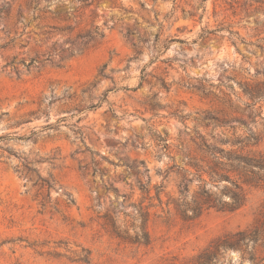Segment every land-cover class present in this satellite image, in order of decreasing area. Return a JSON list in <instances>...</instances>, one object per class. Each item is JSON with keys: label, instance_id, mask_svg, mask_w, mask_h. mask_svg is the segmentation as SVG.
<instances>
[{"label": "rangeland", "instance_id": "rangeland-1", "mask_svg": "<svg viewBox=\"0 0 264 264\" xmlns=\"http://www.w3.org/2000/svg\"><path fill=\"white\" fill-rule=\"evenodd\" d=\"M26 2L0 0V45L15 38L0 47V264H191L262 218L264 172L246 182L251 168L228 157L264 164V0H100L77 18L47 15L41 25L77 32L93 23L105 35L74 55L58 48L53 63L17 74L1 69L7 59L50 50L67 35L45 39L37 22L17 23L20 10L30 11ZM104 65L109 77L99 74ZM109 89L96 109L72 111ZM45 97L55 99L48 114L33 116ZM78 127L98 154L75 139ZM198 165L237 180L245 204L184 219L173 200L183 177L191 192L200 189ZM132 203L150 207L148 239L135 233ZM239 249L220 248L215 264H264L262 241L241 240Z\"/></svg>", "mask_w": 264, "mask_h": 264}, {"label": "trees", "instance_id": "trees-1", "mask_svg": "<svg viewBox=\"0 0 264 264\" xmlns=\"http://www.w3.org/2000/svg\"><path fill=\"white\" fill-rule=\"evenodd\" d=\"M42 1L45 2L44 5H41ZM96 1L100 0H27V5L29 8L28 15H25L22 10L19 11L17 23L23 24L25 29L27 27H31L33 23L37 22V26L41 29L40 35H44L45 39L52 38V35L56 32H62L67 33L66 39L60 44L58 40H54L52 47H50V50H46L44 52L36 51L35 54L29 58L22 57L21 59H18V56L15 55L12 58H9L6 60V63L1 67L2 70H12L15 71L17 74L20 73L21 68L25 70H32V69H39L42 67L46 62H54V57L58 56V48L60 52H69L70 55H74L75 53L79 51H83L84 49L88 48L92 43H94L98 38H102L105 35L104 29L101 25H94L92 23V27L89 29L80 28L75 32L76 27H74L72 24L67 25H41V21L44 18H46L47 15H51L53 18L57 17L59 19L68 20L71 18H77L81 15H83L84 10L88 7L94 6ZM113 5L117 3L118 0H110ZM67 3L68 6H64L63 4ZM71 4V6H70ZM141 5L144 7V3H141ZM5 7L0 8V19L2 18L1 13ZM121 9L128 11V12H134L133 8H127L124 6H120ZM8 13V12H7ZM39 21V22H38ZM103 25L107 26V22H105ZM112 27V26H111ZM32 31L24 32L27 34H31ZM24 33H20L18 36H22ZM75 34V35H73ZM136 31L133 29L128 28L126 31V36L132 37L135 36ZM162 35V24H160V29L156 33V40L158 41ZM139 41L146 42V38L139 37ZM15 41V38H12L9 42L0 45L1 48L8 47L11 43ZM28 42V40H27ZM64 45L67 47L65 48ZM22 46H25V44H22ZM61 56V55H60ZM62 57V56H61ZM136 57H131L130 59H133ZM128 67V66H127ZM106 65H104L101 69L99 74L102 76L109 77V74L105 71ZM147 75H142V79H144ZM91 87H88V89H85L83 93H88V97L91 99ZM111 89L107 90L103 94L102 97L99 98V101L97 103H91L88 106L82 107L79 104L75 105L72 111L75 112H84L86 110H92L96 109L101 105V103L107 99L108 92ZM69 97L70 99H73L75 96L72 95H65L63 97ZM47 97H45L41 104H45L44 110L40 107L38 110L33 111V116H37L39 112L48 114V109L51 106V104L55 101L54 98H52L50 101H47ZM82 118H79L78 121H80ZM36 133L33 132L32 134L28 136H21L20 139H30L32 138ZM76 136L75 139H80L82 141L83 146L85 147L84 151H88L94 156L95 154H98L96 151H93L88 145L85 143V136L84 132L81 127L77 128V131L75 132ZM158 141L160 144L162 143V135H157ZM165 146H167V139H163ZM216 156V155H215ZM218 158V157H217ZM228 160L230 162H238L240 164H244L247 168H251L250 174L246 175V182H249L251 178L256 177L259 172H264V164L256 161L251 160L249 157H244L241 155H237L235 157H228ZM93 162L95 165H98L97 161L93 157ZM144 164L145 162H141ZM149 168L145 166L144 173H147L148 175ZM206 174L209 175V179L206 177ZM195 178L199 180V187L200 189L196 192H191L189 188V183L192 181V179L188 177H183V179L180 182V195L177 199L173 200V204L175 206L176 211L186 220H194L198 217H200L206 210L209 209H218L222 211H230L233 212L240 207H242L246 200H247V192L244 189L243 185H241L237 180L232 179L228 175H224L221 173H218L213 167H204L203 165L197 166V173L194 174ZM149 181V179L147 180ZM223 181H228L225 184L221 186V183ZM44 184L51 188L53 187V183L50 180H44ZM210 185L208 188L207 186ZM221 189V192L218 193L214 189ZM141 189L143 192L148 191V188L146 187V184H142ZM133 207H135L136 214L133 215L136 221H139L140 225L134 226L135 233L137 236L144 235L146 239H148V234L146 231V226L149 221L150 212H149V206L144 207L143 205L132 203ZM262 218H258L255 225L248 231H242L239 232L238 235L240 236V239H237L236 241H224L221 244H218V246L215 249L207 248L201 253H199L195 258L194 262L191 264H215L216 260H218L219 255L218 251L220 248L225 249H239V244L241 243V240L244 242H253L257 243L258 241H262L264 244V206L262 209ZM113 224V232L117 236L121 237L123 234L126 233L125 230H122L121 227L117 226L115 222ZM251 260H255L256 256L255 254L250 256ZM262 260H264V256L262 257Z\"/></svg>", "mask_w": 264, "mask_h": 264}]
</instances>
